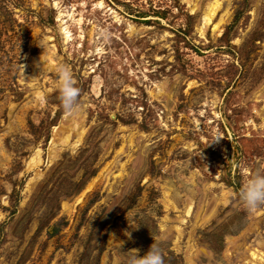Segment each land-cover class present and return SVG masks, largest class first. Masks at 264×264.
I'll use <instances>...</instances> for the list:
<instances>
[{
	"label": "rangeland",
	"instance_id": "obj_1",
	"mask_svg": "<svg viewBox=\"0 0 264 264\" xmlns=\"http://www.w3.org/2000/svg\"><path fill=\"white\" fill-rule=\"evenodd\" d=\"M263 93L264 0H0V264H264Z\"/></svg>",
	"mask_w": 264,
	"mask_h": 264
},
{
	"label": "clouds",
	"instance_id": "obj_2",
	"mask_svg": "<svg viewBox=\"0 0 264 264\" xmlns=\"http://www.w3.org/2000/svg\"><path fill=\"white\" fill-rule=\"evenodd\" d=\"M96 51L99 52L100 49L97 48ZM56 71L58 98L63 112L70 121L76 120L82 112V104L78 99L80 89L74 85L71 70L67 65H59ZM239 200L249 213H254L260 205H264V173L254 172L243 181L239 189ZM128 253L130 255L126 264H164L162 250L154 242L143 256H139L137 250H130Z\"/></svg>",
	"mask_w": 264,
	"mask_h": 264
},
{
	"label": "bare ground",
	"instance_id": "obj_3",
	"mask_svg": "<svg viewBox=\"0 0 264 264\" xmlns=\"http://www.w3.org/2000/svg\"><path fill=\"white\" fill-rule=\"evenodd\" d=\"M218 7H219V4L217 2H214V4L212 6L210 5L207 8V11L205 13V18H204L206 24H209L212 21L213 16L215 15V12H216V10H217ZM219 22H221V20ZM218 25H219V23H217L216 25H214V27L217 28ZM263 95H264V93H263ZM68 140H69V135H65V136L62 137V141H68ZM190 210H191V206H188L187 213H189ZM254 255H255V252L252 253V256H254Z\"/></svg>",
	"mask_w": 264,
	"mask_h": 264
}]
</instances>
